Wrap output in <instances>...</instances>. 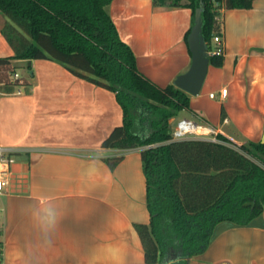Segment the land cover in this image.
<instances>
[{
    "label": "crops",
    "instance_id": "1",
    "mask_svg": "<svg viewBox=\"0 0 264 264\" xmlns=\"http://www.w3.org/2000/svg\"><path fill=\"white\" fill-rule=\"evenodd\" d=\"M107 11L135 52L139 70L153 82L166 87L189 69L190 8L113 0ZM222 19L223 65H209L200 93L190 94V108L171 125L191 118L238 145L259 141L264 0H255L250 9L226 10ZM3 21L0 12V57H9L14 51L1 32ZM23 63L32 80L19 75L22 85L0 93V144L19 149L10 183L0 193L3 263L145 264L134 226L150 220L142 148L102 147L124 122L115 93L52 60L15 59L9 67ZM119 156L111 168L107 160ZM189 264H264V212L247 225L218 223L207 249Z\"/></svg>",
    "mask_w": 264,
    "mask_h": 264
},
{
    "label": "trees",
    "instance_id": "2",
    "mask_svg": "<svg viewBox=\"0 0 264 264\" xmlns=\"http://www.w3.org/2000/svg\"><path fill=\"white\" fill-rule=\"evenodd\" d=\"M113 0H0L1 32L12 60L47 59L75 76L115 93L124 112L102 147L141 149L146 179L148 223L134 226L145 264H189L210 244L222 221L247 225L264 212V143L236 144L207 138H172L171 119L190 108L191 95L174 83L161 87L138 68L136 54L122 39L107 11ZM255 0H153L155 6L202 9L203 36L210 64L223 65L213 39L221 35L226 10L250 9ZM0 93H12L16 79H0ZM225 111L222 109V118ZM122 156L108 159L114 168ZM0 259L3 245L0 241Z\"/></svg>",
    "mask_w": 264,
    "mask_h": 264
},
{
    "label": "built area",
    "instance_id": "3",
    "mask_svg": "<svg viewBox=\"0 0 264 264\" xmlns=\"http://www.w3.org/2000/svg\"><path fill=\"white\" fill-rule=\"evenodd\" d=\"M216 44V49L214 54L222 55L225 53V47L223 44L222 37L217 35L213 39ZM14 79L20 82V76L18 73H14ZM228 92L227 88L221 90V95L226 96ZM20 94L21 90H17ZM211 97H215L214 93L210 94ZM225 121H227L225 119ZM207 128L208 133H201L200 128ZM218 130L214 127H206L194 119L191 118H181L177 121L175 128L172 130V138L174 140L189 139V138H207L215 142H224L218 137ZM233 141L232 139H230ZM19 151L17 147L4 146L0 144V193L3 192L6 186L10 183V175L12 172V165L16 162L15 154ZM0 264H4L3 260L0 259Z\"/></svg>",
    "mask_w": 264,
    "mask_h": 264
},
{
    "label": "water",
    "instance_id": "4",
    "mask_svg": "<svg viewBox=\"0 0 264 264\" xmlns=\"http://www.w3.org/2000/svg\"><path fill=\"white\" fill-rule=\"evenodd\" d=\"M202 27V9L198 8L195 14V24L188 37V45L192 55L191 65L185 73L177 77L174 83L191 95L200 93L210 65V53L202 34ZM261 142L264 143V134Z\"/></svg>",
    "mask_w": 264,
    "mask_h": 264
},
{
    "label": "rangeland",
    "instance_id": "5",
    "mask_svg": "<svg viewBox=\"0 0 264 264\" xmlns=\"http://www.w3.org/2000/svg\"><path fill=\"white\" fill-rule=\"evenodd\" d=\"M15 72H17L22 78H25L29 81L32 80V75L29 66L25 63L16 65L13 70L9 68V71L5 68H0V79L3 81L12 80L14 79ZM173 124L175 125V122Z\"/></svg>",
    "mask_w": 264,
    "mask_h": 264
},
{
    "label": "bare ground",
    "instance_id": "6",
    "mask_svg": "<svg viewBox=\"0 0 264 264\" xmlns=\"http://www.w3.org/2000/svg\"><path fill=\"white\" fill-rule=\"evenodd\" d=\"M200 132L201 133H208V130H207V128L202 127V128H200Z\"/></svg>",
    "mask_w": 264,
    "mask_h": 264
}]
</instances>
